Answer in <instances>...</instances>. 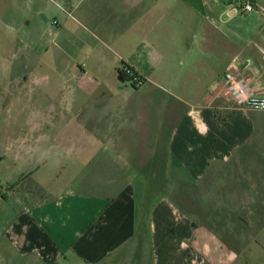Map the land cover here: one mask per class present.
Wrapping results in <instances>:
<instances>
[{
    "label": "crops",
    "instance_id": "obj_1",
    "mask_svg": "<svg viewBox=\"0 0 264 264\" xmlns=\"http://www.w3.org/2000/svg\"><path fill=\"white\" fill-rule=\"evenodd\" d=\"M241 1L0 0V17L25 43L15 61L40 58L37 43L58 50L53 69L18 80L49 130L9 153L22 167L0 180V264H200L209 238L179 205L202 199L193 188L223 186L227 200L233 186H252L254 199L264 196V112L223 92L233 71L264 94V0H245L247 14ZM123 65L144 79L140 88L120 80ZM62 160L80 171L75 180L102 171L92 174L102 192L76 182L56 190ZM138 176L140 199L130 182Z\"/></svg>",
    "mask_w": 264,
    "mask_h": 264
},
{
    "label": "rangeland",
    "instance_id": "obj_2",
    "mask_svg": "<svg viewBox=\"0 0 264 264\" xmlns=\"http://www.w3.org/2000/svg\"><path fill=\"white\" fill-rule=\"evenodd\" d=\"M7 16L0 17V180L3 182L5 175V169L9 167H22V164H14L10 158L11 149L20 148L22 144L28 145L31 140L32 132L39 130L43 132L48 129L49 123L44 119V116H40V121L35 119L33 113L36 108L32 106L27 100L28 90L22 88L18 80L20 77L27 76L22 74L26 69H53L54 58L53 56L58 53L54 48V43H37L40 47V58L28 57L26 64H22L21 60L15 61L14 56L17 52L20 53L25 43L16 42V38L19 36L17 26L13 24ZM30 47L32 43H28ZM58 45L65 46V43H56ZM17 50L15 52L16 46ZM64 48V47H61ZM30 49V48H29ZM20 50V52H19ZM63 53V52H62ZM61 55V56H60ZM61 61L60 66L68 62L66 55L60 54L57 57ZM57 60V59H56ZM15 61V63H14ZM58 62V60H57ZM14 63V64H12ZM11 69V71L9 70ZM11 72V73H10ZM42 93V92H40ZM46 102V100H45ZM42 107V101L41 106ZM34 108V109H33ZM38 117V116H37ZM36 117V118H37ZM49 130V129H48ZM13 149V151L15 150ZM8 151V152H7ZM91 158L100 156L99 158L104 163L109 162L108 155H86ZM111 156V155H110ZM117 156V155H114ZM120 160H124L126 155H118ZM61 168H57L52 171V180L57 184L56 190H60L64 184L76 182V187L80 185L92 189L91 192L101 193L102 188L98 186V180L92 178V174L102 172L96 170L83 171V175H80L78 180H75L76 175L80 171L71 167L69 161H60ZM94 162V160H93ZM121 163V162H119ZM23 167L21 172L27 171L29 168L28 164ZM89 166H93L92 163ZM71 167V168H70ZM14 174L20 169L13 170ZM128 172V170H121V172ZM11 171H7L9 173ZM109 172L110 171H106ZM130 173L133 171H129ZM141 171L138 173H142ZM105 183L113 182L111 178L106 180ZM135 181V182H134ZM115 181L111 187L115 190H119L123 185H120ZM137 198L142 195L141 189L142 180L141 177H132L130 180ZM80 184V185H79ZM101 184V181H100ZM116 185V186H115ZM120 185V187H119ZM106 195L115 194V191L110 192L108 189L111 187L102 186ZM195 186L192 194L201 196L197 202L185 201L179 203L186 213H193L196 223L201 227L200 230L203 232V237H208V240H201L200 245V264H264V196L261 199L256 200L255 187L252 186H233L227 200H224V188L223 186H210L208 183ZM64 188V187H63ZM242 188V191H241ZM245 188V189H244ZM248 189V191H247ZM191 191V189H190ZM262 191V190H261ZM260 195H263L262 192ZM264 191V187H263ZM148 195L149 202L147 209L154 203V193ZM221 195V196H220ZM259 195V194H258ZM259 195V196H260ZM257 196V197H259ZM223 197V198H222ZM246 197L240 201V198ZM140 199V197H139ZM140 202V201H139ZM260 204L263 207L262 213L259 212L257 218L252 217L251 209ZM141 204V203H140ZM215 211V212H214ZM209 232L211 235L207 234ZM214 240V244L210 241Z\"/></svg>",
    "mask_w": 264,
    "mask_h": 264
},
{
    "label": "built area",
    "instance_id": "obj_3",
    "mask_svg": "<svg viewBox=\"0 0 264 264\" xmlns=\"http://www.w3.org/2000/svg\"><path fill=\"white\" fill-rule=\"evenodd\" d=\"M253 7L245 0L240 2L239 11L241 14L252 12ZM55 24V22H53ZM120 73L124 76L123 81L133 89L140 88L144 79L130 68H121ZM224 95L227 96L236 107L264 112V94L258 97L256 92L249 86L245 77L229 71L224 75Z\"/></svg>",
    "mask_w": 264,
    "mask_h": 264
},
{
    "label": "trees",
    "instance_id": "obj_4",
    "mask_svg": "<svg viewBox=\"0 0 264 264\" xmlns=\"http://www.w3.org/2000/svg\"><path fill=\"white\" fill-rule=\"evenodd\" d=\"M123 67H125V65H123ZM119 77H120V79H124V76L119 72Z\"/></svg>",
    "mask_w": 264,
    "mask_h": 264
},
{
    "label": "water",
    "instance_id": "obj_5",
    "mask_svg": "<svg viewBox=\"0 0 264 264\" xmlns=\"http://www.w3.org/2000/svg\"><path fill=\"white\" fill-rule=\"evenodd\" d=\"M121 80V79H120ZM122 81V80H121ZM258 97H262V96H258Z\"/></svg>",
    "mask_w": 264,
    "mask_h": 264
}]
</instances>
